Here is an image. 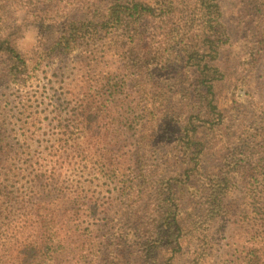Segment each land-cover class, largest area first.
Instances as JSON below:
<instances>
[{
    "label": "rangeland",
    "instance_id": "374dc122",
    "mask_svg": "<svg viewBox=\"0 0 264 264\" xmlns=\"http://www.w3.org/2000/svg\"><path fill=\"white\" fill-rule=\"evenodd\" d=\"M116 1L121 2L0 0V23L11 27V40L15 44L23 38L25 30H36L35 44L24 53L29 55L24 80L11 81L6 76L7 57L0 54V146L6 148L4 153L0 150V188L8 197L0 202V232L7 240L11 264L19 260L20 247L15 241L19 243L26 236L30 240L41 215L71 223L70 220L77 219L84 235L69 236L70 242L78 241V246L71 245L60 255H52L49 264H86L83 262L86 257L81 259L80 255L89 246L83 241L91 235L95 241L104 233L108 235L103 224L106 219L116 221L115 217L121 213L118 209L126 204L130 185L136 182L138 166L134 163L139 156L144 172L147 165H152L155 178L174 180L178 174L172 172L176 164L189 166L180 157L177 141L184 118L191 111L180 104L177 87H168L170 92L166 95L171 102L167 111L164 105L157 108L159 114L151 116L145 108V93L151 86L144 84L150 74L161 87L166 88L171 81L175 86L186 84L191 91L195 67L191 63L185 66L186 58H175L167 67L156 58L149 65L153 59L148 58V62L143 59L147 50L124 37L120 25L101 24H97L98 32L79 39L70 52L50 56L39 49L35 55L30 52L36 45L58 37L69 21L83 18L96 21L105 16ZM214 1L218 3L219 15V27L214 22V31L221 46L218 55L213 54V63L224 73L218 91L225 123L219 132L209 129V124L204 126L201 137H221L218 141L211 139L220 152L209 151L208 155L214 163L223 165L231 158L227 153L234 146L227 141L230 131L242 130L239 137H264V87L257 86V79H264V43H248L257 35L264 38V0ZM143 2L157 5V0ZM174 3L177 9L173 18L148 19L157 26L163 54L171 31L177 34L175 46L180 48L188 43L207 49L205 22L196 0ZM17 11L23 16L18 18ZM246 20L249 30L244 24ZM147 26L141 29L149 33ZM139 42L143 45V36ZM115 82L123 84L120 96L107 94V100L101 101L103 85ZM124 118L133 121L132 128L126 127ZM140 141L143 149H139ZM257 159L258 156L244 171L229 172L234 183L231 193L234 198L229 199L233 209L243 206L245 211H253L249 215L239 213L226 225L218 223L211 227L214 264H245L239 260L241 252L245 251L243 258L255 240L264 249L260 243L264 236V154L262 162ZM193 191L192 186L183 190L185 208L190 207ZM146 199L143 194V205ZM6 223L13 224V230H7ZM17 226H25L26 234L20 239ZM121 239L128 251L138 246L139 241L128 228ZM139 252L135 250L134 259L127 264H138L135 259ZM169 255L167 252L163 256ZM261 255L264 257V250ZM181 259L177 254L168 264H182Z\"/></svg>",
    "mask_w": 264,
    "mask_h": 264
},
{
    "label": "trees",
    "instance_id": "16d2710c",
    "mask_svg": "<svg viewBox=\"0 0 264 264\" xmlns=\"http://www.w3.org/2000/svg\"><path fill=\"white\" fill-rule=\"evenodd\" d=\"M120 1L122 3L119 1L113 3L108 9V13L96 21L91 18L69 21L58 37L44 45H36L30 52L35 55L36 50L39 49L47 56L53 53L70 52L79 39L85 38L87 34L94 35L98 32L97 24H101L112 27L120 25L124 31V37H130L131 41L138 42V48L143 46V49L147 50L143 54V59L148 62V58H152V62H148L149 65L156 61V58L163 62L165 67L175 58H186L185 66L191 63L195 67V78L191 91L187 90L186 84H176L177 86H175L171 81L166 88L161 87L158 80L151 78L150 74L147 81H144L147 83L144 84L151 86V90L145 93V108L147 111L149 109L148 113L151 116L159 114L161 111H158L157 108L160 109L164 105L167 111L171 102L170 96L166 95L170 92L169 89L167 91L168 87L170 89L177 87L180 104L187 106L191 111L188 117L184 118L181 137H178L177 141L180 145L179 151H181V154H178L182 161L185 160L189 166L185 168L182 164H176L177 167L172 172L178 174L174 180H166V177L155 178V171L150 168L152 165H147L144 172L143 161L139 156L134 163L135 166H138L136 182L130 185V189H132L128 192L126 204L118 209V212L121 211V213L115 217L116 221L105 220L103 226L108 235L102 234L97 239L98 241H95L91 234L90 237L84 238L83 244L87 242L89 247L84 249L85 254H81L80 258L86 257L83 260L86 264H127V261L134 259L135 250H139L140 254L138 253L135 259L138 264H168L177 254L182 257V261H180L182 264H214L212 251L215 243L214 234L210 231L211 227L218 223L226 225L232 220V217L239 213L241 215L245 212V215H249L253 211L249 209L245 211L243 206L237 207L239 210L233 209L229 199L233 200L234 198L231 197L234 183L229 172L239 169L246 170L257 156V160L262 162L264 154V137H256V139L239 137L242 130L230 131L227 141L233 143L234 146L227 156L231 155V158L226 159L223 165H218L214 163L215 160L209 159L211 155L209 156L208 152L211 151V154L220 152L211 139L218 141L221 137H201L204 126L209 124V129L219 132L225 123V115L220 109V92L218 91L220 83L224 79V73L221 71V67L213 63L214 55H218V49L221 46L215 37L216 31H214L216 30L214 22L219 27L218 3L213 0H196L197 9L205 22L207 49L188 43L179 48L175 46L177 34L171 31L168 34V41H166L168 44L163 54L162 40L159 39L157 26L151 24L148 19L157 18V21H162L164 16L173 18L177 9L175 0H157V5L156 3H145L143 0ZM244 24L248 30L251 29L247 20ZM142 26H147L151 31L146 33L141 29ZM11 34V27L0 23V54L5 55L8 62L5 68L6 76L11 81H21L27 76L29 55L17 50L16 44L11 40ZM141 36H143V45L139 42ZM254 38L248 43L253 45L254 42L260 45L264 43L263 37L257 35ZM152 41L157 42L156 46L151 43ZM128 44L130 45L132 42ZM151 47L156 48V51H153ZM201 56H210V58L198 59ZM144 84L143 86H145ZM122 85L118 82L112 85L104 84L105 90L102 93L104 99L101 98V101L107 100V94L120 96ZM259 85L264 87L262 77L257 79V86ZM124 120L127 122L126 127L132 128L133 121L125 118ZM147 145L149 146V140ZM5 149L0 146L3 153ZM139 149H143L142 141L139 143ZM38 178L42 180L41 176ZM186 186L194 188L189 208L184 207L185 195L182 194ZM143 194L147 197L144 205ZM2 198L8 197H5L0 188V202ZM70 221L72 223L64 220L56 221L54 218L41 215L40 220L36 221L35 227L32 229V238L27 240L26 236L19 243L18 240L15 241V244H19L20 247L19 260L12 264H49L48 260L52 255H60L71 245L78 246L77 240L70 242L68 237L82 238L84 235L78 220ZM5 226L7 230H13V224L6 223ZM24 227L17 226L19 239L26 234H24ZM127 228L139 241L137 243L139 247H133L132 251L126 249L125 240L121 239ZM257 241H253L251 251L247 252L243 258L242 254L245 251L242 250L241 259L239 258L241 262L264 264V257L260 256V251L264 249L258 247ZM5 242L7 240L0 232V264H11L7 258L6 248L8 245ZM260 243H263L264 246V236ZM89 249L93 252L92 256V253L88 252ZM167 252H170V255L165 258L163 255ZM163 259L164 263H162Z\"/></svg>",
    "mask_w": 264,
    "mask_h": 264
},
{
    "label": "clouds",
    "instance_id": "9594fccd",
    "mask_svg": "<svg viewBox=\"0 0 264 264\" xmlns=\"http://www.w3.org/2000/svg\"><path fill=\"white\" fill-rule=\"evenodd\" d=\"M15 15L19 18L23 16L21 11H17ZM36 42V30L35 29H27L24 31L23 38L18 39L16 41L17 50L21 53L27 52L31 46H33Z\"/></svg>",
    "mask_w": 264,
    "mask_h": 264
}]
</instances>
